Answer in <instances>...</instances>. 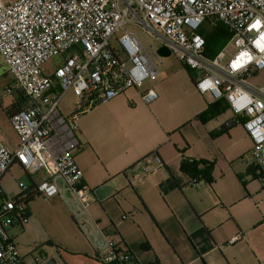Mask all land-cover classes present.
<instances>
[{"label":"built area","instance_id":"built-area-1","mask_svg":"<svg viewBox=\"0 0 264 264\" xmlns=\"http://www.w3.org/2000/svg\"><path fill=\"white\" fill-rule=\"evenodd\" d=\"M216 21L232 37L211 57L200 30ZM150 41L196 73L195 87L211 103L227 102L234 123L253 143V164L264 181V85L250 82L264 70V0H0V58L14 78L7 92L22 93L28 103L9 118L19 139L15 150L4 144L0 126V181L15 164L30 175L44 172L39 195L66 206L103 264L135 258L115 239L116 230L104 228L90 213L93 193L83 185L74 156L80 146L76 123L97 105L158 78L151 51L159 53ZM71 90L78 103L66 117L59 105ZM158 97L154 89L141 93L147 105ZM150 161L145 160V174ZM18 186L28 189L22 182ZM3 195L0 189V264H63L59 251L26 261L9 234L26 206ZM21 223L28 229L34 219L22 217ZM31 231L47 240L38 226ZM242 239L237 233L228 244Z\"/></svg>","mask_w":264,"mask_h":264},{"label":"crops","instance_id":"crops-1","mask_svg":"<svg viewBox=\"0 0 264 264\" xmlns=\"http://www.w3.org/2000/svg\"><path fill=\"white\" fill-rule=\"evenodd\" d=\"M191 85L186 97H175V104L169 108L164 105L166 90L147 105L141 98L146 90L131 88L108 101L114 109L126 110L129 115L105 122L96 117L99 104L78 119L80 146L74 156L83 171V185L93 193L90 213L104 228L116 230L115 239L136 260L129 264H215V257L220 255L227 264H264V240L247 236L240 222H231L225 213L230 203L214 183L215 177L212 184L200 181L193 185L180 168L185 158L218 162L224 154L222 139L234 129L248 138L252 159L253 143L243 127L234 123L236 117L229 109L206 123L197 119L207 109L209 98L200 94L192 81ZM18 97L13 96L7 103L0 97L2 139L11 151L17 148L19 139L10 126L7 109ZM208 134L219 136L217 149H213ZM146 158H151L148 174L144 173ZM17 167L20 165L12 166ZM38 173L30 176L32 183L46 177L43 172L38 179ZM138 176L142 177L140 181L133 179ZM29 208L34 223L26 230L33 233L31 230L38 226L44 232L43 228L50 227L54 233H45L46 241L34 236L42 248L28 247L25 255L19 251L26 261L38 253L54 255L59 251L63 264H103L94 257L89 240L58 198L38 196ZM237 233L243 239L229 245ZM235 250L240 251L233 256ZM243 251H247L246 256L239 254Z\"/></svg>","mask_w":264,"mask_h":264},{"label":"rangeland","instance_id":"rangeland-1","mask_svg":"<svg viewBox=\"0 0 264 264\" xmlns=\"http://www.w3.org/2000/svg\"><path fill=\"white\" fill-rule=\"evenodd\" d=\"M142 41L147 45L145 38H142ZM150 42L154 44L157 51L163 47L156 42ZM151 56L156 64L159 65L160 74L155 81H145L141 90L154 89L161 97L164 90H166L167 95L164 98V105L169 108L171 104H175V97H186L187 91L191 90L190 77L183 64L175 55L160 56L151 51ZM13 81V76L8 72L7 67L0 58V97H2L3 103L10 101L13 96L18 97L17 92H14L13 95L7 93ZM250 82L256 86L264 85V70L259 71L254 77L250 78ZM77 103L78 97L71 90L62 99L59 109L65 115L67 111L75 109ZM27 104L25 103V105ZM95 114L98 119H102L105 122H114L117 116H127L129 112L126 110H116L106 102L101 103L95 109ZM208 138L213 149H217V139H219V136L215 135L211 137L208 134ZM222 140L224 142L222 144L224 154L221 155L218 162H213V176L215 177V182H213L217 184V188L221 187V191L224 192L225 197H227L230 203L225 213L231 217V222L236 220L240 222L241 231L244 234L247 236H257L264 240V181L255 178L253 173H249L250 167L253 164L249 155V140L240 130L236 131L235 129L230 133L229 137L225 136ZM41 177H43L42 171L37 174L38 179ZM21 182L26 187L32 183L31 178L25 170L20 167L11 168L4 175L3 180L1 179L0 187L3 189L6 197L14 198L21 192L18 186ZM213 186L215 185L213 184ZM1 201L2 198L0 197ZM49 228L45 227L42 229L47 236H51L54 233V229L51 227L52 230H50ZM9 234L20 245L19 251L23 255L28 252V247L31 249H35L36 247L37 249L42 248L41 242L34 237L38 236L36 232L31 233L17 225L9 229ZM237 251L240 250H235L233 256H236L235 252ZM243 252L244 254H239L245 255L247 251ZM227 255L229 254L227 253ZM223 257L222 255L215 257V264H227Z\"/></svg>","mask_w":264,"mask_h":264},{"label":"trees","instance_id":"trees-1","mask_svg":"<svg viewBox=\"0 0 264 264\" xmlns=\"http://www.w3.org/2000/svg\"><path fill=\"white\" fill-rule=\"evenodd\" d=\"M200 33L204 36L206 41V55L211 57L217 55L218 52H220L226 46V44L229 42V40L232 37V34L229 31V29L222 22H217V21L214 22V24L212 25L208 24L202 27ZM183 66L187 71V74L189 75L192 83L195 85L196 73L187 66L185 65ZM25 103H27V98L24 97L22 93H19L18 100L14 102L9 107V109H7V113L11 117L14 113L19 111L22 108V105ZM207 103H208L207 109L197 116V119L202 123H206L208 120L217 117L218 115L228 110V104L223 99L215 103H211L210 101ZM180 168L184 173L190 176L191 183L193 185H197L200 181H205L208 184H212L214 181L212 162H208L204 160L191 161L185 158L182 160ZM249 173H253V176L255 178L261 179L256 174V166L254 164L250 167ZM28 175L29 177L31 176L29 173ZM36 187H37V183H31V185L28 186L27 190L25 191L21 190V192L16 197L11 198L13 201L16 202V204H20V205L22 204L26 206V209L23 212H20L19 216L18 215L15 216L14 224L12 225L13 227L19 225L21 228H23L21 223V218L26 216L29 217L32 215L30 212L29 204L36 197L40 196L38 191L36 190ZM3 197L7 198L5 195H3Z\"/></svg>","mask_w":264,"mask_h":264},{"label":"water","instance_id":"water-1","mask_svg":"<svg viewBox=\"0 0 264 264\" xmlns=\"http://www.w3.org/2000/svg\"><path fill=\"white\" fill-rule=\"evenodd\" d=\"M158 53H159L160 56H168V55L171 54V53H170V50H169L168 48H166V47H162V48H160V49L158 50Z\"/></svg>","mask_w":264,"mask_h":264}]
</instances>
